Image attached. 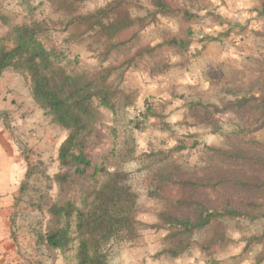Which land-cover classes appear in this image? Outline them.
I'll use <instances>...</instances> for the list:
<instances>
[{
	"label": "trees",
	"instance_id": "1",
	"mask_svg": "<svg viewBox=\"0 0 264 264\" xmlns=\"http://www.w3.org/2000/svg\"><path fill=\"white\" fill-rule=\"evenodd\" d=\"M45 1L51 16L22 0L25 21L9 26L0 39V78L5 73L24 77L34 101L68 133L54 176L63 198L48 210L51 220L37 234V244L61 253L72 250L75 264H109L113 246L136 238L138 194L125 167L137 159L133 133L144 123L128 118L135 99L122 85L130 71L162 74L169 53L185 60L195 39L202 44L195 62L215 49L222 78L212 83L211 95L191 102V120L221 134L223 141L205 146L192 168L178 164L174 155L198 148L196 141L188 148L178 140L171 150L151 157L150 173L160 180L152 195L164 199L161 188L182 191L178 200L164 199L166 207L153 228L170 232L173 248L163 254L180 257L193 247L209 249L226 241L228 222H264V137H258L264 130V32L219 19L223 30L218 34L197 33L190 26L181 37H161L136 48L140 34L161 18L193 23L198 15L170 0H109L94 10L88 8L93 0ZM0 21L9 24L5 17ZM78 48L97 63L85 66ZM152 113L147 105L142 120L153 118ZM161 123L163 132L171 131ZM104 129L113 145L110 160L94 163L88 151L100 143ZM196 234L205 238L196 240ZM252 241L262 243L264 229ZM255 264H264V253Z\"/></svg>",
	"mask_w": 264,
	"mask_h": 264
},
{
	"label": "rangeland",
	"instance_id": "2",
	"mask_svg": "<svg viewBox=\"0 0 264 264\" xmlns=\"http://www.w3.org/2000/svg\"><path fill=\"white\" fill-rule=\"evenodd\" d=\"M27 1L37 6L38 13L42 16H51V10L45 0ZM108 1L93 0L88 8L94 10ZM170 2L176 6L180 5L181 8L185 5L199 18L193 23L161 18L155 26L140 34L141 41L136 48L148 43L154 44L161 37L171 35L181 37L183 30L190 26L197 33H219L223 30L219 26V19L226 24L247 25L250 31L264 32V0H170ZM21 3L22 0H0V17H5L9 21L7 26L0 21V39L8 31L9 26L25 21L26 13ZM195 40L192 52L185 60L179 55L165 53L164 56L168 55L165 59L169 62L167 70L162 74L154 76L145 70L130 71L122 85V88L135 99L134 106L127 111L128 118L144 123L142 130H134L133 133L137 159L125 167L138 194V210L135 215L138 230L133 241L112 247L109 264H255L257 258L264 253V241L251 242V239L264 229V222L256 224L245 221L228 222L226 241L209 249L193 247L180 257L163 254L173 248L170 232L164 228H153L159 224L158 213L165 209L166 200L180 199L182 191L179 187L161 188L160 195L166 200L152 195L160 180L150 173L151 157L157 152L171 150L178 140L185 142L188 148L196 141L199 143L198 148L173 154L178 164L184 168H192L199 164L201 151L205 146H219L223 141L221 134H213L209 129L194 125L191 120L189 110L191 102L211 95L212 83L222 78V71L218 70L214 61L215 49L209 50L210 53L205 52V59L195 62V54L202 48L199 39ZM228 50L232 54L237 53L234 48ZM220 51L222 57L229 54L227 49ZM75 52L79 54L85 66L97 63L84 48H78ZM183 62L187 63L183 65ZM104 66H109L108 62L104 63ZM25 82L24 92L28 90L31 94L23 96V104L26 106L34 99L29 82L27 80ZM31 105L33 106V101ZM147 105L152 108L154 117L143 121L141 115ZM37 106L38 109L32 111L36 112L37 118L26 126L29 129V138L17 139L27 166L18 199L21 204L17 214H21L20 227L23 234L18 251L26 264H75L72 250L61 253L37 244V234L44 233L51 220L48 210L59 197L63 198L54 176L60 172L58 152L68 134L53 123L51 117L45 114L38 104ZM161 122L169 124L171 131L163 132ZM258 137H264V130ZM98 143L88 151L92 161L101 163L105 158L110 160L108 152L113 145L106 129L103 130V138ZM194 238L200 241L205 235L196 234Z\"/></svg>",
	"mask_w": 264,
	"mask_h": 264
},
{
	"label": "crops",
	"instance_id": "3",
	"mask_svg": "<svg viewBox=\"0 0 264 264\" xmlns=\"http://www.w3.org/2000/svg\"><path fill=\"white\" fill-rule=\"evenodd\" d=\"M25 79L14 73L0 78V264H26L19 254L22 239L19 196L27 166L17 139L29 138L27 125L36 116L37 103L31 99L23 104ZM29 93V94H28ZM33 101V106L31 105ZM25 136V137H24Z\"/></svg>",
	"mask_w": 264,
	"mask_h": 264
},
{
	"label": "built area",
	"instance_id": "4",
	"mask_svg": "<svg viewBox=\"0 0 264 264\" xmlns=\"http://www.w3.org/2000/svg\"><path fill=\"white\" fill-rule=\"evenodd\" d=\"M4 264H12V263H10L9 261H6Z\"/></svg>",
	"mask_w": 264,
	"mask_h": 264
}]
</instances>
